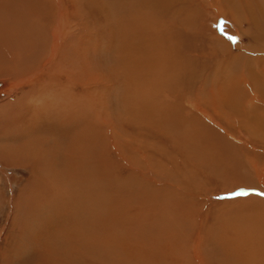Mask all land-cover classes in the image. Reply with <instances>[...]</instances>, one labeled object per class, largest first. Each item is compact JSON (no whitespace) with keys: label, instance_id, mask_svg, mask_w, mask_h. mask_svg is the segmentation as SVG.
<instances>
[{"label":"rangeland","instance_id":"374dc122","mask_svg":"<svg viewBox=\"0 0 264 264\" xmlns=\"http://www.w3.org/2000/svg\"><path fill=\"white\" fill-rule=\"evenodd\" d=\"M161 1L151 4L150 0H143L142 5L145 6L141 9L142 28L143 33L145 30L147 33L142 37V53L159 58L162 64L160 70L149 69L147 64H143L141 75L143 79H149L144 80V87H149L152 91L157 86L153 92H158V97L168 94L172 98L169 104L174 102V105L169 113L185 122V129H171L160 118L142 122L140 126L139 120L131 119L125 114V110L117 112L109 109L107 125L99 120L95 121L102 130L95 126L96 135L99 134L98 140H93L96 143H93L94 146L91 143L85 158L76 157L75 163L78 162L72 168L73 158L67 157L68 167L58 169L50 163L51 150L43 141V133L36 135L25 132L22 122L28 111L15 102L13 104L9 80H0V264H168L167 258L163 255H158L157 258V254L151 250V239L157 238L158 234L154 231L157 232L160 225L154 221L166 216V210L170 211L169 216L178 214L182 221L180 229L174 222L165 226L169 228L168 232H175L171 250L172 255L180 261L179 264H198L192 253L194 243L200 240L199 257L204 264H229L223 261L225 253L231 250L227 246L229 241L232 242L229 239L243 234L250 226L264 223L262 214L243 210L247 200L241 199L249 195L264 199V187L259 184L252 166L254 162L258 166H264V131L251 135L245 131L246 128L250 131L251 126L244 117H239L242 115L240 112L205 106V102L209 101L210 90L214 91L219 78L230 75L240 77L248 64L255 68L258 59L255 60L254 57H261L262 54L256 49L264 45V36L247 26L244 20L239 22L240 29L235 24L230 25L228 21L223 22L221 14L211 8L210 0H180V3L183 2L181 4L178 3L179 0H175V4L168 2L167 5ZM217 6L220 10V5ZM145 10L147 14L144 13ZM180 28L183 32H179ZM210 28L217 31L218 41L213 38ZM255 70L253 73H257ZM24 89L27 90V86ZM30 93L28 91L22 94L20 99L27 103L26 106L33 104L39 97L38 101L41 99L40 94ZM41 94L47 99L45 111L49 112L50 106L56 107L58 100L62 101L61 95L53 88H45ZM178 97H181L180 106ZM196 106H201L205 114L199 113ZM191 117H196V121ZM188 118L192 120H187ZM109 121L117 126L108 124ZM192 128L194 134L191 133ZM83 131L85 134V128ZM84 138L80 137L81 145ZM102 141L104 146L100 144ZM93 147L95 151L92 150ZM111 148L115 149L111 151ZM106 149L107 154H102ZM90 150L95 152L94 155ZM98 153L104 155V162H110L112 168L103 170L100 162H97ZM92 157L97 158L92 160ZM82 160L83 163H80ZM38 162L42 165L35 169L33 166ZM87 173L88 176L91 175L89 178ZM84 180L89 182L84 183ZM157 180L159 181L156 182ZM83 183L89 185L95 200V218L90 239L81 232L80 225L75 226L81 227L80 229L62 231V227H69L74 218L67 217L68 220L63 217L62 224L59 223V214L71 208L64 207V210L59 208V201L55 202L57 197L68 190L70 196H76ZM116 190L120 192L116 193ZM178 192L185 193L180 196ZM175 195L187 206H172L170 200ZM76 197L75 200L82 207L86 205L80 202L78 195ZM247 198L249 201V197ZM146 205L152 211L156 209L157 214L150 216L152 213L145 210ZM118 208L129 211L128 215L120 217L121 220L119 217L108 216L110 209L119 211ZM49 210L53 211L54 217L45 220ZM136 213L139 215L134 217ZM58 228L62 230H57ZM142 229L146 233L141 236ZM224 238L227 240H223ZM215 239L218 240L217 243Z\"/></svg>","mask_w":264,"mask_h":264},{"label":"bare ground","instance_id":"6f19581e","mask_svg":"<svg viewBox=\"0 0 264 264\" xmlns=\"http://www.w3.org/2000/svg\"><path fill=\"white\" fill-rule=\"evenodd\" d=\"M151 1L152 0H150L151 4L153 2V4H156L155 2H157V0H154L153 2ZM162 1L167 5L168 2H174L175 0ZM210 1L211 8H213L215 12L218 11L217 14H221L220 19H224L223 22L227 23L228 21L230 25L235 24L236 27L240 29L241 26L239 22L241 20H244L247 26L253 28V30L258 31V34L261 33L262 36H264V0H219V2L218 0ZM178 3H180V0ZM142 4L143 0H0V80H9V84L10 86H12L10 99L13 100V104L17 103L23 109H27L28 111L27 116L24 117L26 119L22 122V126L25 127V132H30L36 135H38L39 133H43V141L51 150L50 163L56 168L62 169L63 166L68 167L69 163L67 157H70V159L73 158L74 162L71 166L73 168L74 165L78 162L77 161L75 163L76 157L81 158L86 154L87 151L89 152L90 147L94 146L93 143H96V141L93 140H98L97 135H99H96L97 129L95 128V126H97V123H95V121L99 120L103 124H106V120L109 116L107 113L109 109H115L117 112L118 110H125V114L128 115L131 119L135 118L139 120L140 126L142 122L146 123L148 121H154L155 118H160L161 120L165 121L167 123V126H170L171 129H173V127L177 129L186 128L185 122L183 123L180 121V119H177L170 115L169 111L174 105V102L169 104L172 98L168 94H161L158 97L159 93L153 92L156 90L157 86H155L156 88L153 86L155 90L152 91L149 90V87H144V80L147 79H143L141 75L143 64H147L149 69L159 68L160 70L162 63L159 58L156 59L152 56H149V54L142 53L144 52L142 51V47L144 46L142 37L143 34L147 33L146 30L145 33H143L142 28L141 9L142 6H145ZM173 4H175V2ZM218 4L220 5V10L218 9ZM174 8L176 7L174 6ZM154 9L156 8L154 7ZM177 9L179 10V7ZM146 11L147 10H145L144 13H146ZM174 11H176V9ZM181 11L183 12L184 8ZM191 11L188 12L191 14ZM187 15L189 14L187 13ZM151 28L153 27L151 26ZM187 28L188 26L186 27V29ZM190 28L192 29V27ZM186 29L184 28V30ZM210 29L211 31H209L212 33L213 38L218 41L219 35L217 31L212 30V28ZM179 32H183V30L180 28ZM184 36H186V33L184 34ZM188 39L186 41L190 40ZM256 50L262 54L261 57H254L255 60L258 59L255 63V68L251 66V64H248L245 65L244 72L240 77L230 75L219 78L217 86L214 87V91L212 92V90H210L211 92L209 93V101L205 102V106L208 108H227L240 112L242 115L239 117H244V120H247L246 122L249 124V126H251L250 131L247 128L245 130L248 131L251 135L260 133L258 131H264V45ZM165 69H168V67H165ZM254 69H256L255 71H257V73H253ZM162 70L164 71L163 68ZM192 73L193 72H191V74ZM150 74L151 77L154 76H152L151 72ZM25 86H27V90L24 89ZM45 88L55 89L56 91H58V94L61 95L62 99V101L58 100V102L55 104L56 107L50 106L49 112L44 110L45 102L47 99L45 100V96L41 94V92ZM28 91L29 93L31 91L33 93L34 91H36L34 94H40L41 99L38 101L40 97L38 98L37 96L38 99L33 104H30V106H26L27 103H23L22 100L20 101V99L22 94H25ZM34 99L36 98L34 97ZM177 99L180 106V104H182L180 103L181 97H178ZM49 104L51 103L49 102ZM95 106H98V108H96ZM196 107L199 113L205 114V110H203L201 106ZM130 112L131 114H133L130 115ZM191 118L193 120L196 119V117L195 119L194 117ZM191 118H188L187 120H192ZM233 120H235V118ZM199 121L203 122V120ZM108 124L117 126L110 121ZM201 124L202 123H200V125ZM97 127L98 130L101 129H99V126ZM84 128L86 130L85 134L83 131ZM134 131L135 129L133 130V132ZM191 133H193V128L191 129ZM81 136H83V138L85 137L82 145L80 144ZM238 138L240 139V137ZM202 141H204V139H202ZM103 142L104 141H102V143H99L102 145ZM91 143L93 145H91ZM95 145L98 146V144ZM102 146H104V144ZM47 147L44 146L45 150H47ZM96 149V151L99 150L97 147ZM92 150L95 151V148L93 147ZM113 150L111 148V151ZM106 151L107 149L105 150V152L101 153L107 154ZM98 154L99 161L97 162H100L101 167H103L104 171L109 170L112 164L110 162L105 163L104 155H101L100 153ZM32 157L34 158V155H32ZM90 157L89 159H91ZM102 157H104V159ZM11 158L13 160V157ZM84 158L85 156L83 157V159ZM94 158L92 160H94ZM37 160L39 159L37 158ZM118 160L121 161L120 159ZM83 161L84 160H82V162L80 163H83ZM39 164L40 162L35 164V166L33 167H38ZM41 165H39V167ZM252 166L254 172L257 175L259 184L264 187V166H258L255 162L254 164H252ZM135 171H137V169ZM87 172H90V170H88ZM138 174H140V172ZM146 174L147 173H145V176ZM88 175L89 174L87 173V177L89 178L91 175ZM158 181L159 180H157L156 182ZM86 182L89 181L84 180V183ZM84 183L77 194L79 199L81 200L80 202L86 204L83 207L77 200H75L77 198V195L70 196L69 190L67 192H63L62 195L57 197V199L55 200V202L59 201V208H71L69 211H66L63 214H59L61 216L58 221L59 223L62 224L63 217L74 218L73 220H71L69 227H62L63 230L61 228H58L57 230L65 231L68 229L78 228L75 226L80 225L82 228L79 227L78 229L81 228V232L84 234V236L90 239L95 218V200L92 198L91 191L88 188L89 185H84ZM154 184L156 183L154 182ZM158 187H160V184ZM115 192L119 193L120 191L116 190ZM178 194L180 193L178 192ZM183 194H180V196H182ZM247 197H249V201ZM247 197L241 198L247 200V203L243 205V210L254 214H262L264 216V199H260L259 197H254L251 195ZM170 201L172 206H187L184 201L178 198V196L176 195L173 196L172 200ZM148 203L150 204V202ZM156 206H158V204ZM52 208H54V206H52ZM116 209L114 211H116ZM146 209L150 214H153H151L150 216H154V214H157L156 209L155 211H152L150 210L151 208L148 209L147 205L145 206V210ZM114 211L110 209L108 211V216H115L117 218H120L123 215L127 216L129 212L125 209L116 212ZM144 212L146 213V211ZM168 213H170V211L166 210V216H163V218L154 221L159 223L160 225L157 227V232L154 231V233L158 234L156 236L157 238L151 239V250L157 254V258L158 255H163L164 258L168 259L170 264H179L180 261L172 255L171 250L172 238L175 232H168L169 228H165V226L174 222L176 227L180 229L182 221L181 218H179L178 214H170L169 216ZM138 215L139 214L136 213L134 214V217H137ZM52 217H54L53 211H47L45 220H51L53 219ZM108 219L109 218H107V220ZM119 220H121V218ZM248 228L249 230H245L243 234H239L229 239L232 240V242L229 241L228 243L230 244H228L227 246L231 247V250L225 253L226 255L223 260L224 262H229V264H264V223L262 225L257 223L254 226H250ZM162 230L166 233H163ZM50 231L51 230H49V232ZM81 232L80 235H83ZM145 233V229H142L141 236ZM223 240L227 239L224 238ZM200 241L194 243L192 254L194 255L198 264H204L203 259L199 257ZM215 242L217 243L218 240L215 239ZM64 243L67 245V242ZM54 244L55 243H52V245ZM73 258L75 259V257ZM146 260L147 259H145V261Z\"/></svg>","mask_w":264,"mask_h":264},{"label":"snow or ice","instance_id":"6c2138e0","mask_svg":"<svg viewBox=\"0 0 264 264\" xmlns=\"http://www.w3.org/2000/svg\"><path fill=\"white\" fill-rule=\"evenodd\" d=\"M233 195H235V194H233ZM262 195H264V193H262Z\"/></svg>","mask_w":264,"mask_h":264}]
</instances>
